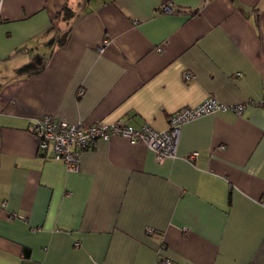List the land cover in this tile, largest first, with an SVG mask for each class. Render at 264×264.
<instances>
[{"label":"crops","instance_id":"obj_1","mask_svg":"<svg viewBox=\"0 0 264 264\" xmlns=\"http://www.w3.org/2000/svg\"><path fill=\"white\" fill-rule=\"evenodd\" d=\"M208 97L245 106L182 124L162 162L112 136L68 170L31 129L51 114L165 130ZM164 261L264 264V0H2L0 264Z\"/></svg>","mask_w":264,"mask_h":264},{"label":"built area","instance_id":"obj_2","mask_svg":"<svg viewBox=\"0 0 264 264\" xmlns=\"http://www.w3.org/2000/svg\"><path fill=\"white\" fill-rule=\"evenodd\" d=\"M0 0V4H1ZM163 12H172L169 3L160 6ZM106 40H104L105 42ZM240 75V72H237ZM185 80L193 77L191 71L183 72ZM82 90H79V94ZM245 104H226L213 97L202 100L195 106H182L168 116V127L165 130L153 129L144 123L135 127L119 118L111 122L86 123L59 121L51 114L37 117L31 124V129L38 139V149L43 157L62 161L68 170H77L83 150L95 146L98 140H106L112 136L126 137L130 142L143 141L155 152L156 160L162 162L167 157L176 156L181 125L185 122L217 111L232 110L236 113L243 111ZM197 151L187 154L186 159L193 160ZM148 233L152 228H146ZM169 262L164 261L163 264Z\"/></svg>","mask_w":264,"mask_h":264},{"label":"trees","instance_id":"obj_3","mask_svg":"<svg viewBox=\"0 0 264 264\" xmlns=\"http://www.w3.org/2000/svg\"><path fill=\"white\" fill-rule=\"evenodd\" d=\"M60 12H61L62 17L66 20H69V19L72 20L76 16L74 15V13L72 12V9L67 4L62 7V10Z\"/></svg>","mask_w":264,"mask_h":264}]
</instances>
